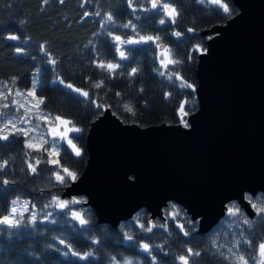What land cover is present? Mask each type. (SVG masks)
Instances as JSON below:
<instances>
[{
	"label": "trees",
	"instance_id": "obj_1",
	"mask_svg": "<svg viewBox=\"0 0 264 264\" xmlns=\"http://www.w3.org/2000/svg\"><path fill=\"white\" fill-rule=\"evenodd\" d=\"M182 2L183 11L178 26L169 25L168 30L164 31L159 26L158 19H155L157 16L155 11L133 13L127 7V0H65L64 3L49 0L47 4H44L43 0H0V89L3 84H8L11 88H28L31 84V73L36 70L38 83L36 92L46 100L45 113L52 116L62 115L83 129V132L78 134V139L74 141L83 149V156L79 160L72 157L75 162H66L64 165L75 171L77 176L86 159L85 132L89 123L103 108L107 107L122 123H133L140 127L160 123L186 125L185 116L196 109L191 89H181L179 81H175L174 78L170 81L152 70L153 67L159 68L157 59H154L153 45L132 48L129 61H120L119 54L115 52L114 42L108 35L109 31L122 37L134 35L131 29L120 27L129 19H132L141 34L161 35L164 46L173 50V58L183 61L174 68L170 66V71L179 72L187 82L195 86L196 56L203 51L205 42V38L199 36L198 32L222 24L236 10L229 0H222L229 6L228 13H224L218 5L198 4L196 0ZM146 5L150 7L148 0H139L136 7L139 9ZM85 12L90 15L84 17ZM95 13L100 15L97 16ZM108 14L113 15V24L102 29L100 25L105 23ZM188 28H193V32H188ZM174 30L184 33L180 40L171 35V31ZM10 35H16L20 39L10 41L7 39ZM41 45L44 46V50L41 49ZM17 48L23 49V52L18 54ZM114 57L115 62L124 67L118 69L112 76L96 68L93 63L97 58L111 61ZM49 59H55L57 63L49 64ZM132 67L138 69V75L130 78L127 73ZM100 79H105L106 87L97 90L92 83ZM61 80L64 83H60ZM68 83L89 91L92 99L104 107L98 109L84 97L64 89L61 85ZM141 88L144 89L143 92L139 91ZM117 92L123 94V102L133 105L136 113L134 116L124 111L121 97L115 95ZM168 92H171L172 96L165 99ZM185 100L188 101L186 115L179 111L180 104ZM6 112H14V109L10 107ZM23 140L21 135L10 136L7 146L0 147V161H8L7 168L0 172V216L9 213L13 200L28 201L36 205L30 211H34L37 216V223L28 225L25 213L21 227L9 229L0 226V264H97L96 259L80 261L71 255H64L66 249L58 243L59 239H65L81 252L99 248L96 257L102 264H107L106 256L109 255L126 257L131 259L133 264H137V261L140 264H151V258L140 251L138 244L123 239L126 231L133 235L141 232L135 227L136 217H139L141 223L149 220L157 224H169L173 233L170 237L162 228L154 229L156 235H152L151 238L143 233L136 237L137 240L142 237L144 242L155 244H163L167 238L165 251L171 254L166 256L157 250L155 254L158 261L170 262L175 255L182 254V247H196V250L202 252L205 264H216L217 258L213 255L215 250L204 251L209 248L212 238H217V243L223 244L238 236L241 230L246 228L242 224L240 226L235 224V221L247 218L241 211L237 217L228 215L229 207L235 206L234 210L238 209L233 202L226 205L223 217L208 232L201 235L195 233V224L173 203H168L162 208V219L150 220L148 214L139 209L130 219L118 223L114 229L97 223L92 211L83 204L70 205L67 214L57 208H43L51 196L53 194L59 196L65 186L54 182L50 166L43 161L37 165L40 170L39 176L27 169L26 162L35 163V158L41 153L26 150ZM63 149H67L65 143L62 144L61 157H64ZM68 151L70 152V149ZM25 153L29 154L26 156ZM43 156L47 159L45 153ZM64 159L67 160L66 157ZM4 179H8L10 183L3 184ZM262 198L264 194H257L255 200L249 203L264 206L259 203ZM75 199L83 201L82 197ZM173 208L179 213L176 220L169 218ZM49 211L53 213L50 219L56 220V223H40L44 213ZM72 211H80L89 219L91 235L101 240L100 245L91 244L88 232L71 219ZM251 220L256 223L252 229L245 232V235H248V232L259 235L262 225L255 210ZM186 222V226H193L190 236L184 237L182 233L177 235L179 229L176 224ZM185 240L190 243L182 245L181 241ZM241 247L245 253L254 251L248 246ZM223 250L227 253V244Z\"/></svg>",
	"mask_w": 264,
	"mask_h": 264
},
{
	"label": "water",
	"instance_id": "obj_2",
	"mask_svg": "<svg viewBox=\"0 0 264 264\" xmlns=\"http://www.w3.org/2000/svg\"><path fill=\"white\" fill-rule=\"evenodd\" d=\"M229 1L236 12L198 32L205 42L187 126L140 127L103 108L85 132L83 168L61 199L82 197L111 229L139 209L162 219L167 203L195 221L199 235L229 202L253 217L245 195L264 193V0Z\"/></svg>",
	"mask_w": 264,
	"mask_h": 264
},
{
	"label": "snow or ice",
	"instance_id": "obj_3",
	"mask_svg": "<svg viewBox=\"0 0 264 264\" xmlns=\"http://www.w3.org/2000/svg\"><path fill=\"white\" fill-rule=\"evenodd\" d=\"M49 0H43L44 4H47ZM60 3H64L65 0H59ZM139 3V0H127V7L131 9L133 13L137 11L152 12L155 11L157 16L155 19H158L159 26L164 31H167V26H178L181 13L183 11V2L182 0H148L150 7L147 5L142 8H137L136 4ZM198 4H204L205 0H196ZM209 5H218L219 9H222L224 13L229 12V6L226 3H223L222 0H207ZM162 13V15H160ZM90 14L85 12L84 17H88ZM99 16L100 13H95ZM139 19V17H136ZM155 23V20L152 21ZM113 24V15L108 14L105 19V23L101 24L100 27L103 29L107 25ZM124 29H131V32L134 35L122 37L121 35H114L111 31L108 32V35L111 37L114 42L115 52L119 54L120 61H129L131 49L141 46V45H153L154 46V59L159 61V68L153 67V71L156 72L161 77H166L168 80L172 81L173 78L175 81H179V88L181 89H191L195 91V87L192 83L187 82L185 77H183L179 72L170 71V66H176L183 63L182 60L173 58V50L169 47L164 46L161 35H148L141 34L140 29L137 28L136 24L133 23L132 19H129L127 23L120 25ZM188 32H193V28H188ZM184 33L182 31L174 30L171 31V35L176 37L177 40H180ZM10 41H18L20 37L16 35H10L7 37ZM123 46V47H122ZM41 49L44 50V46L41 45ZM17 53H22L23 49L17 48ZM156 52L159 54L156 55ZM47 54V53H45ZM49 64L55 65L57 61L55 59H49ZM96 68L101 69L102 72H106L109 76H112L117 73L118 69L124 67V65L115 62V57L111 61H105L104 59L97 58L93 61ZM127 75L132 78L138 75V69L132 67L131 71ZM60 83H64L63 80ZM14 84V81H13ZM92 86L99 90L106 87L105 79H100L94 81ZM65 87L70 89L72 92L77 93L79 96L85 98V100L90 101L91 104H94L98 109L104 107L103 104L98 103L96 100L92 99L91 93L82 88L74 87L73 84H65ZM139 91L143 92L144 89L141 88ZM116 96L121 97V102L123 103V109L125 112L136 114L133 105L127 102H123V94L120 92L115 93ZM172 96L171 92L165 94V99H168ZM20 97L23 102L17 100L16 98ZM188 101H183L179 106V111L183 114H187L185 111ZM12 107L15 109L14 112H2L0 111V147L7 146V143L10 140V136L22 135L24 139V146L29 150H35L40 152L41 155L35 158V163L26 162L27 169L34 175L39 176L40 170H38L37 165L43 163L47 164L51 168L52 175L55 177L57 184L67 186L68 181L71 180L75 182L77 180V173L71 170L69 167L64 166L66 162H75L72 160V157H75L79 160L83 156V149L78 146L75 140L78 139V134L83 132V129L77 127L76 124L70 120L64 118L62 115L52 116L50 113H45V108L47 107L46 100L39 96L36 92L35 82L32 84L30 89H27L24 92L15 91L9 87L8 84H3L2 89H0V108L9 109ZM22 110V111H21ZM11 117V118H10ZM35 121H43L48 125L47 134L43 131L40 132V136L30 135L37 129H40L39 123H34ZM7 122H4V121ZM27 125H32V127H27ZM187 126V125H185ZM51 136V140L46 138ZM66 143L67 149H63L64 157H61L62 144ZM47 145V147H46ZM70 149V152L68 151ZM47 153V159L44 158L43 154ZM29 153H25L27 156ZM67 158L65 160L64 158ZM8 165L7 160L0 161V172H3ZM3 184L7 185L10 183L8 179L2 181ZM248 201L251 202L255 200V196H248ZM84 201L81 200H63L58 195L53 194L48 203L43 205V208H57L67 214L70 205L82 204ZM260 205H264V198L259 202ZM13 205H17V201H12ZM36 205L31 204V202L25 201L23 204L18 207H13L10 213L0 216V225L7 226L9 229L19 228L22 225L24 220V214L29 212L30 209H34ZM234 207H229L227 213L231 217H237L240 214V209H235ZM251 207L255 210L257 217L262 225V230L259 235H256L254 232H248V235H245V232L253 228V225L256 221L244 218L243 220L235 221L236 226L241 224L246 226L243 228L238 236L233 237L230 241H225L223 244L217 243V238H212L209 248L204 249V251H209L214 249L213 255L217 258L216 264H264V206H258V203H251ZM53 213L51 211L45 212L43 219L40 220V223H52L55 224L56 220L50 219ZM179 216V213L173 208V212L169 214L171 220H176ZM71 219L79 223L82 229L88 232L89 237L91 238L92 245H100L101 240L91 235V229L89 227V219H86L84 214L80 211H72ZM136 220L135 227H138L141 232L136 233L135 235L130 234L129 232H124L123 239L138 244L141 252L145 253L148 257L151 258V264H205V261L202 259V252L196 250V247H182L181 253L174 256V259L170 262H161L158 261L156 251L163 252L164 255H170L171 253L165 251L167 245V238L163 244H155L151 242H144L143 238L137 240V236H141V233L149 236L156 235L154 229L162 228L168 236H172L173 233L170 231L168 223L157 224L149 220H145L143 223L140 222L139 217L134 218ZM37 223L36 215H29L27 217V224L34 225ZM194 223V222H193ZM186 223H177L176 227L179 229L180 233L184 237H189L190 233L193 231V226ZM123 227V226H122ZM131 227V225H130ZM58 243L66 249L64 255H71L72 257L80 261H88L90 259H96L97 264H102L96 257V252L99 251V248L93 249L90 251L81 252L73 247L71 243L65 241V239H59ZM190 241H181L182 245H186ZM227 244V253L223 250ZM248 246L254 251L252 253H245L242 250L241 246ZM107 264H133L131 259L126 257H120L118 255H109L106 256ZM137 264H140L137 261Z\"/></svg>",
	"mask_w": 264,
	"mask_h": 264
},
{
	"label": "rangeland",
	"instance_id": "obj_4",
	"mask_svg": "<svg viewBox=\"0 0 264 264\" xmlns=\"http://www.w3.org/2000/svg\"><path fill=\"white\" fill-rule=\"evenodd\" d=\"M205 4H208L207 3V0H205ZM159 53L158 52H156V55H158ZM157 62H158V66H159V61L157 60ZM160 67V66H159ZM35 82V84L37 85L38 83H37V80H36V70H34L32 73H31V84H30V86L28 87V88H26V89H18V88H12L13 89V92H15V91H21V92H24V91H26L27 89H30L31 87H32V84ZM62 85V87L64 88V89H68V88H66L65 87V85H63V84H61ZM69 91H71L70 89H69ZM72 92V91H71ZM74 93V92H73ZM17 100H20V102H23V100H21V98L20 97H17L16 98ZM0 111H2V112H6V109H2V108H0ZM14 111H15V109H14ZM22 111V110H21ZM6 122V121H5ZM34 123H39L40 124V129H37V130H35L34 132H32L30 135H34V136H37V137H39L40 136V132L41 131H43L45 134H47V129H48V125L47 124H45L43 121H35V119H34ZM27 127H32V125H27ZM22 136V135H21ZM23 137V136H22ZM46 138L48 139V140H51L52 138H51V136H47L46 135ZM23 139H25L24 137H23ZM23 144H24V140H23ZM66 144V143H65ZM25 147V146H24ZM46 147H47V145H46ZM26 150H28V151H35V150H29V149H27V148H25ZM46 154V157H47V153H45ZM75 199V197L72 199V200H74ZM64 200V199H63ZM69 200V199H68ZM24 202H22V201H17V205H13L12 203H11V205H10V210H9V213L11 212V209L13 208V207H18L19 205H21V204H23ZM26 218L29 216V215H35V213H34V211H29V212H26ZM0 226H3V225H0ZM5 227H7V226H5Z\"/></svg>",
	"mask_w": 264,
	"mask_h": 264
},
{
	"label": "flooded vegetation",
	"instance_id": "obj_5",
	"mask_svg": "<svg viewBox=\"0 0 264 264\" xmlns=\"http://www.w3.org/2000/svg\"><path fill=\"white\" fill-rule=\"evenodd\" d=\"M258 194H264V193H258ZM256 195H257V194H256ZM256 195H255V196H256ZM247 197H248V196L245 195V199H246V200H247ZM247 201H248V200H247ZM248 202H249V201H248ZM233 203H234V202H233ZM167 204H168V203H167ZM227 204H228V203H227ZM227 204H226V205H227ZM235 205H236V204H235ZM236 206H237V205H236ZM178 207H179V206H178ZM237 208H238V207H237ZM238 209H239V208H238ZM181 210H182V209H181ZM240 211H241V210H240ZM182 212H183V210H182ZM241 212H242V211H241ZM184 215H185V214H184ZM185 216H186V215H185ZM186 217H187V216H186ZM187 218H188V217H187ZM189 221H190V220H189ZM191 222H194V224H195V221H191Z\"/></svg>",
	"mask_w": 264,
	"mask_h": 264
}]
</instances>
